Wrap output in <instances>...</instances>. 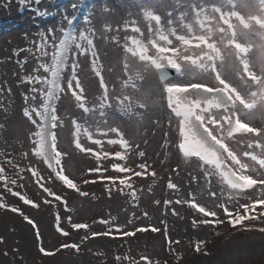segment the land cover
Returning a JSON list of instances; mask_svg holds the SVG:
<instances>
[{
    "label": "bare ground",
    "instance_id": "bare-ground-1",
    "mask_svg": "<svg viewBox=\"0 0 264 264\" xmlns=\"http://www.w3.org/2000/svg\"><path fill=\"white\" fill-rule=\"evenodd\" d=\"M56 1H43L46 15H52L48 24L36 18L34 29L21 23L25 27L0 39V237H5L4 242L18 240L21 255L20 259L11 258L2 246L0 264H55L68 255L59 249L42 253L28 241L37 214L43 216L44 236L54 244L63 216L71 209L76 217L90 216L99 203H106L112 209L123 206L124 214L119 213L118 218L126 220L131 212L142 217L144 195L154 201L152 193L161 186L163 191L164 181L185 195L190 210L182 213L181 221L193 224L192 219L200 218L205 225H213L208 215L215 208L238 207L235 214L242 212L244 200L264 189V30L256 25L264 13V0H97L94 9L100 10L86 25L82 17L86 1L78 2L75 9L67 6L70 0L56 8ZM8 2L0 25L11 16L10 8L19 12L25 4L39 7L35 0ZM79 12L82 18L74 32L75 47L67 55L52 108L56 126L52 146L61 178L56 183L34 154L43 97L32 89L41 86L23 81L25 76L47 74L37 72L35 55L16 52L23 45L33 47L37 34L47 33L52 24L60 26L64 15L70 18ZM157 50L180 66V73L176 71L167 82H161L147 64ZM134 52H140L145 60H134ZM196 59L198 64H207L208 70L195 68ZM216 70L230 89L219 83ZM190 84L223 87L232 95L233 109L210 111L202 117L210 132L220 138L224 121L231 116L249 126L247 136L224 142L235 159L236 172L262 177L253 191H228L212 169L178 153V120L165 108L164 91L169 86ZM116 112L121 120L114 116ZM116 123L118 131L112 132ZM101 128L107 132L95 137ZM65 165L72 168L73 176H67ZM204 182L211 210L191 200L193 188ZM127 196L131 199L124 198ZM253 202L250 206L259 203L264 208V201ZM263 226L264 218L243 224L245 233L241 227L217 226V237L220 245L244 242L256 249L264 246ZM21 236L25 237L24 247ZM91 257L85 264L103 261L101 254Z\"/></svg>",
    "mask_w": 264,
    "mask_h": 264
},
{
    "label": "rangeland",
    "instance_id": "rangeland-1",
    "mask_svg": "<svg viewBox=\"0 0 264 264\" xmlns=\"http://www.w3.org/2000/svg\"><path fill=\"white\" fill-rule=\"evenodd\" d=\"M43 1L49 0H40L39 7L25 4L23 7H19V12L17 10L13 12L10 8L11 16L5 17V22L0 25V39L18 30V28L25 27L21 23H29L27 29L33 28L36 25V18H43V24L49 23L50 17L48 15L38 14L48 11L44 7L46 5ZM82 1L87 2V8L84 9L82 15L83 22H85L86 17L91 19L96 10L100 9H94L97 0H70L67 6L72 7L73 4ZM5 6H9L8 0H0L1 17H3L2 10ZM54 6L59 7L56 2H54ZM10 7L13 5L10 4ZM55 26L56 24H52L53 28ZM22 48L25 46L23 45ZM256 70L251 72L252 78L256 77ZM118 114L116 112L114 116L120 119ZM245 120L252 124L248 119ZM118 127V123L114 124L112 132L118 131ZM106 130V128L98 129L95 137L100 138V135L107 132ZM16 139V143H19V138ZM64 170L68 174L67 176H73V170L69 165H65ZM245 175L259 181L263 180L257 174ZM163 184H165L163 191L162 186L157 193L153 191L154 201L144 195L143 200L146 205H143L141 212L145 214L142 217L137 216L136 212H131L128 213L126 220L122 216L118 218L119 213L124 214L123 206L120 208L116 206L112 209L106 203H99L90 216H82L81 214V217H76L77 213L71 209L65 217L63 216V222L58 227L56 243L51 244L44 236L43 216L37 214V218L31 221V232L29 230L30 233H27V239L42 253L59 249L63 254H68L63 260L57 261L55 264H85L87 258H92L91 255L97 254L103 255V261L98 260L100 264H264V246L250 249L249 245L244 242L230 245H220L219 243L217 226L224 229L227 219L239 212L238 207H231L226 211L215 208V211L208 215L211 217L213 225H205L204 221H200V218L192 219L193 224L190 220L181 221L182 213H187L190 210L185 204V195L180 194L175 187L166 185V181ZM207 190L208 186L205 182L196 185L191 191L193 194L191 200L200 201L208 210H211L214 208L205 198ZM124 198L131 199L129 196ZM163 198L166 199L162 200ZM261 200L264 201V189L256 193L255 197H247L242 207L245 208L253 201ZM0 208H2L1 199ZM208 210L207 212H209ZM202 229L210 230L203 231ZM24 238L22 236L21 239L19 238L22 246ZM4 240H6L5 237H0V241H2L0 242V250L3 246L11 253V258L20 259L21 255L17 248L19 241H7V243ZM195 243L201 251L197 256H190L189 248Z\"/></svg>",
    "mask_w": 264,
    "mask_h": 264
},
{
    "label": "snow or ice",
    "instance_id": "snow-or-ice-1",
    "mask_svg": "<svg viewBox=\"0 0 264 264\" xmlns=\"http://www.w3.org/2000/svg\"><path fill=\"white\" fill-rule=\"evenodd\" d=\"M21 4L25 2V0H19ZM37 4L40 3V0H35ZM77 4H73L72 8H77ZM39 15H46L45 12H39ZM75 20V16L69 18L67 15L62 17V21L60 26L57 28H49L47 33L44 31H40L37 35L39 37L38 41H32L33 47L22 48L16 52V55H19L20 52H28L30 54L35 55L36 59L39 61L37 72L42 70L43 73L49 75H34V76H25L23 81L29 83L31 85H40V88L33 87V91L37 92L43 97L44 92H47L48 95L52 94V89L55 87L57 80L62 77V64L65 61V56L68 54L69 50L75 47L73 43V35L74 31L72 30L73 22ZM67 21V25L69 26V30L65 31L63 22ZM90 23V19L85 18V25ZM50 37V38H49ZM239 47V45H237ZM51 50V51H50ZM215 51V50H214ZM44 58H48L46 61ZM213 67L215 68V60L216 57L213 56ZM221 58V63H222ZM156 68L159 70L158 75L159 79L163 82H167L170 77V73L167 69V63H171L172 68H174L177 73H180V66L175 62H168V61H161L157 63L156 61L153 62ZM195 68H202L203 70L207 71L208 66L207 64H194ZM216 75L221 85H225L226 88H231L228 85L227 81H225L222 77L219 76V70H216ZM169 86V90H170ZM187 88H194V89H205L208 92H217L222 91L221 89L210 88L205 84H191L186 85ZM35 99V97H33ZM25 100H28V97L25 96ZM41 103H43V99H41ZM243 127V125H241ZM193 134L195 135V129H193ZM91 171V170H90ZM223 178V177H222ZM238 179H243L242 177H238ZM230 186H235L236 182L233 180L227 181ZM250 187V186H249ZM233 227H235V223L233 222ZM2 242V241H0Z\"/></svg>",
    "mask_w": 264,
    "mask_h": 264
}]
</instances>
